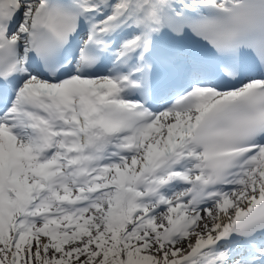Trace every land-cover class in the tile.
I'll return each mask as SVG.
<instances>
[{
	"label": "snow or ice",
	"instance_id": "6c2138e0",
	"mask_svg": "<svg viewBox=\"0 0 264 264\" xmlns=\"http://www.w3.org/2000/svg\"><path fill=\"white\" fill-rule=\"evenodd\" d=\"M0 264H264V0H0Z\"/></svg>",
	"mask_w": 264,
	"mask_h": 264
}]
</instances>
